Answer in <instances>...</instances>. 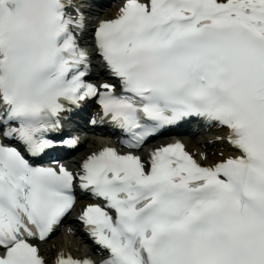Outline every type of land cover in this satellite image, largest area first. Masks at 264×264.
I'll return each instance as SVG.
<instances>
[{"label":"snow or ice","instance_id":"snow-or-ice-1","mask_svg":"<svg viewBox=\"0 0 264 264\" xmlns=\"http://www.w3.org/2000/svg\"><path fill=\"white\" fill-rule=\"evenodd\" d=\"M83 27L72 0H0V136L38 156L57 146L46 134L69 105L96 98L129 150L197 117L239 154L204 166L177 142L146 165L104 148L76 176L0 144V264H45L32 241L72 209L76 181L104 202L80 215L102 264H264V0H125L95 30L119 93L86 82Z\"/></svg>","mask_w":264,"mask_h":264},{"label":"bare ground","instance_id":"bare-ground-1","mask_svg":"<svg viewBox=\"0 0 264 264\" xmlns=\"http://www.w3.org/2000/svg\"><path fill=\"white\" fill-rule=\"evenodd\" d=\"M116 7L110 8L107 12V18H112L115 15ZM187 149L192 152L195 151L196 155L207 164H212L216 160L222 159L223 156L229 155V148L226 143L225 137L220 133L217 134H205L203 138L197 140L196 138H188L186 140ZM82 150L78 153H88L91 150L101 146L100 139H90L84 145ZM214 152V153H213ZM221 154L222 156H219ZM202 155L205 159H202ZM89 243L80 232L79 228L73 229L71 234L65 232V227L62 228L60 235L48 239L41 247V252L44 255L56 254L59 251H68L73 255H84L88 251Z\"/></svg>","mask_w":264,"mask_h":264},{"label":"rangeland","instance_id":"rangeland-1","mask_svg":"<svg viewBox=\"0 0 264 264\" xmlns=\"http://www.w3.org/2000/svg\"><path fill=\"white\" fill-rule=\"evenodd\" d=\"M83 148V147H82ZM78 152V151H77ZM61 233V231L59 232V231H57L52 237H51V239L52 238H54V237H56L57 235H59Z\"/></svg>","mask_w":264,"mask_h":264}]
</instances>
